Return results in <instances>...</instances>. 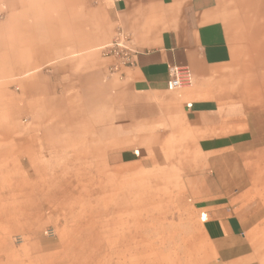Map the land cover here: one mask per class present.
Returning <instances> with one entry per match:
<instances>
[{
	"label": "crops",
	"instance_id": "1",
	"mask_svg": "<svg viewBox=\"0 0 264 264\" xmlns=\"http://www.w3.org/2000/svg\"><path fill=\"white\" fill-rule=\"evenodd\" d=\"M117 30L130 66L102 55ZM173 65L190 84L167 88ZM144 174L196 264H264V0H0V253L47 203L134 198ZM117 218L112 264L138 249Z\"/></svg>",
	"mask_w": 264,
	"mask_h": 264
},
{
	"label": "rangeland",
	"instance_id": "2",
	"mask_svg": "<svg viewBox=\"0 0 264 264\" xmlns=\"http://www.w3.org/2000/svg\"><path fill=\"white\" fill-rule=\"evenodd\" d=\"M154 176H141L134 198L125 189H116V183H109L108 198L104 200L80 199L75 207L64 208L57 201L47 203L43 218L36 223L37 229H18L7 238L11 248L0 253V264H51L58 259L51 257L56 252H60L59 258L67 260L65 264H88L95 260L96 264L116 263L118 258L100 243L107 239H101L107 231L112 233L117 216L128 221L124 226L126 232H138V249L126 252L119 264H196L195 248L190 241L195 235L194 223L189 221L186 211L180 213L174 199L167 197V185L159 180L162 178ZM153 178L158 180L154 182ZM106 220L110 223L99 225Z\"/></svg>",
	"mask_w": 264,
	"mask_h": 264
},
{
	"label": "built area",
	"instance_id": "3",
	"mask_svg": "<svg viewBox=\"0 0 264 264\" xmlns=\"http://www.w3.org/2000/svg\"><path fill=\"white\" fill-rule=\"evenodd\" d=\"M102 55L117 58L121 65L130 66L134 63L135 49L129 44V38L121 30H117L115 38L102 48ZM168 89L180 88L191 82V75L187 67L173 65L168 68Z\"/></svg>",
	"mask_w": 264,
	"mask_h": 264
}]
</instances>
